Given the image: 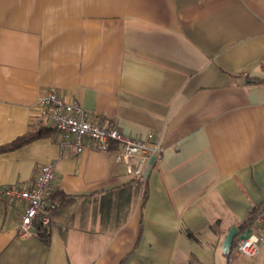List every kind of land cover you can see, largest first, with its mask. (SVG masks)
Segmentation results:
<instances>
[{
	"label": "crops",
	"instance_id": "0c3cea01",
	"mask_svg": "<svg viewBox=\"0 0 264 264\" xmlns=\"http://www.w3.org/2000/svg\"><path fill=\"white\" fill-rule=\"evenodd\" d=\"M51 91L154 135L145 205L111 154L31 122ZM42 127L0 153V187L52 163L71 198L48 245L19 236L21 204L0 198V264H264V243L256 258L223 250L264 204V0H0V146Z\"/></svg>",
	"mask_w": 264,
	"mask_h": 264
},
{
	"label": "built area",
	"instance_id": "2783aa9c",
	"mask_svg": "<svg viewBox=\"0 0 264 264\" xmlns=\"http://www.w3.org/2000/svg\"><path fill=\"white\" fill-rule=\"evenodd\" d=\"M44 120H48L51 128L61 134L63 147L72 144L76 152L81 153L87 148L88 142L90 147L111 154L116 163L124 166L125 174L130 178H146L151 165L162 160V150L152 133L143 139L131 138L123 135L117 128H104L94 122L91 114L80 104L67 102L55 91L39 100L37 112L31 116V122L35 125ZM54 180L53 164L46 163L35 170L30 185L0 187V198L21 204L19 236L37 237L34 227L36 222L43 227H50L52 213L58 207V203L50 199ZM246 233L248 237L239 240L233 248L230 261L240 257L256 258L259 255L264 243V204L255 213L253 227Z\"/></svg>",
	"mask_w": 264,
	"mask_h": 264
},
{
	"label": "trees",
	"instance_id": "16d2710c",
	"mask_svg": "<svg viewBox=\"0 0 264 264\" xmlns=\"http://www.w3.org/2000/svg\"><path fill=\"white\" fill-rule=\"evenodd\" d=\"M256 82H257L256 80L250 81V83H256ZM47 133L48 130L45 127H42L41 129H38L34 132L27 133L21 137H18L15 141H12L11 143L0 146V153L19 148L27 144L28 142H31L37 138L46 135ZM130 179H131L130 183L138 187V189H140L141 197L144 201L143 205H145L149 199V175H147V177L144 179L142 178H130ZM70 198H71L70 196L63 193L60 189H55V190L52 189L51 191L50 199L56 202L59 201L60 203H62ZM259 209L260 208H256L252 216L240 226L241 233H245L253 227L255 213ZM34 227L35 230L37 231V237L48 245L50 243V238H51L49 229L43 227L39 222H36ZM237 243L238 241H235L233 247L236 246ZM196 262H197L196 258L191 259V264H196Z\"/></svg>",
	"mask_w": 264,
	"mask_h": 264
},
{
	"label": "water",
	"instance_id": "95a60500",
	"mask_svg": "<svg viewBox=\"0 0 264 264\" xmlns=\"http://www.w3.org/2000/svg\"><path fill=\"white\" fill-rule=\"evenodd\" d=\"M154 158L151 159V164H153ZM248 237V233H244L242 235H238L237 227H233L231 231L226 236V239L223 244L224 252L230 251L233 247L234 241L238 238L239 240L246 239Z\"/></svg>",
	"mask_w": 264,
	"mask_h": 264
},
{
	"label": "rangeland",
	"instance_id": "374dc122",
	"mask_svg": "<svg viewBox=\"0 0 264 264\" xmlns=\"http://www.w3.org/2000/svg\"><path fill=\"white\" fill-rule=\"evenodd\" d=\"M196 264H201L199 260H197Z\"/></svg>",
	"mask_w": 264,
	"mask_h": 264
}]
</instances>
